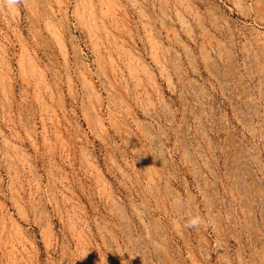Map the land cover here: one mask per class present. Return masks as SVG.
Instances as JSON below:
<instances>
[{
	"label": "rangeland",
	"instance_id": "rangeland-1",
	"mask_svg": "<svg viewBox=\"0 0 264 264\" xmlns=\"http://www.w3.org/2000/svg\"><path fill=\"white\" fill-rule=\"evenodd\" d=\"M0 264H264V0H0Z\"/></svg>",
	"mask_w": 264,
	"mask_h": 264
},
{
	"label": "clouds",
	"instance_id": "clouds-1",
	"mask_svg": "<svg viewBox=\"0 0 264 264\" xmlns=\"http://www.w3.org/2000/svg\"><path fill=\"white\" fill-rule=\"evenodd\" d=\"M16 0H10V3H15ZM198 224V220L196 218H189V223L186 225L188 227H196Z\"/></svg>",
	"mask_w": 264,
	"mask_h": 264
}]
</instances>
